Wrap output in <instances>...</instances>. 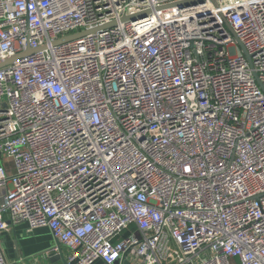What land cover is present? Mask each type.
<instances>
[{"label":"built area","instance_id":"obj_1","mask_svg":"<svg viewBox=\"0 0 264 264\" xmlns=\"http://www.w3.org/2000/svg\"><path fill=\"white\" fill-rule=\"evenodd\" d=\"M178 1L0 0V60L34 50L0 68V232L47 226L68 264H264V0Z\"/></svg>","mask_w":264,"mask_h":264},{"label":"crops","instance_id":"obj_2","mask_svg":"<svg viewBox=\"0 0 264 264\" xmlns=\"http://www.w3.org/2000/svg\"><path fill=\"white\" fill-rule=\"evenodd\" d=\"M0 239H2L4 255L12 264H63L61 261L52 262L51 254L60 253L62 248L67 259L69 252L66 246L60 245L59 247L49 227H39L30 231L28 223L24 221L2 230ZM54 247H58L55 252L52 251ZM92 264L107 263L102 259H97Z\"/></svg>","mask_w":264,"mask_h":264},{"label":"water","instance_id":"obj_3","mask_svg":"<svg viewBox=\"0 0 264 264\" xmlns=\"http://www.w3.org/2000/svg\"><path fill=\"white\" fill-rule=\"evenodd\" d=\"M200 1H203V0H182V1H178L176 3H171V4H168V5H165V6H162L160 8H168V7H173V6H185V5H189V4H192V3H196V2H200ZM213 2H216V0H212ZM159 8V9H160ZM148 11H142L138 14H134V15H130V16H124L122 17V21H128V20H134L138 17H141L143 15H145ZM116 24V22H112L111 24L107 25V26H110V25H114ZM101 28V27H100ZM230 28V27H229ZM231 32L234 34V36L236 37L234 31L230 28ZM90 31H95V30H89V31H82L80 33H75V34H72V35H69L67 37H64V38H60L56 41H54V44H59V43H63V42H66V41H69V40H72L76 37H79V36H82ZM236 39L238 40V43L240 45V47L242 48V52L243 54L247 57L248 61L251 63V57L249 55V53L247 52V50L245 49L244 45L242 44V42L236 37ZM34 50L33 49H28L26 50L25 52H22V53H18L12 57H8V58H5V59H2L0 60V68L6 66V65H9L11 64V62L13 63L15 60L19 59V58H22L23 56H26L28 55L29 53H32ZM51 261L52 262H59L61 261L63 264H68L67 263V259L65 257V254L64 252L60 251V253H53L51 254V257H50ZM120 261L118 260L117 262H115V264H119ZM125 264H129L127 261L125 262Z\"/></svg>","mask_w":264,"mask_h":264}]
</instances>
